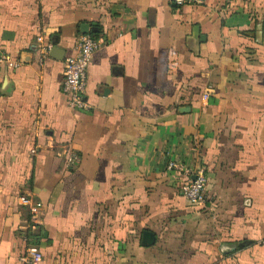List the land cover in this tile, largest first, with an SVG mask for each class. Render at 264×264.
<instances>
[{"label":"crops","instance_id":"0c3cea01","mask_svg":"<svg viewBox=\"0 0 264 264\" xmlns=\"http://www.w3.org/2000/svg\"><path fill=\"white\" fill-rule=\"evenodd\" d=\"M82 21L104 41L73 109ZM0 48V264H30L19 192L42 201L38 264H264V0H0ZM171 158L204 169L206 204Z\"/></svg>","mask_w":264,"mask_h":264},{"label":"built area","instance_id":"2783aa9c","mask_svg":"<svg viewBox=\"0 0 264 264\" xmlns=\"http://www.w3.org/2000/svg\"><path fill=\"white\" fill-rule=\"evenodd\" d=\"M174 3L201 2L202 0H169ZM41 41L38 47L39 63H43L53 46L51 40H44L41 35L37 36ZM104 39L97 33L79 32L72 50L64 55L63 59V77L61 90L67 95L68 104L73 109L88 107L84 96L86 85V69L92 57L93 52L99 47ZM8 53L0 48V65L9 63ZM13 66H18L20 61L13 60ZM65 164L67 167H74L80 160L78 151L69 145L63 148ZM167 167L173 171H183L184 178L180 183V192L182 196L192 204H206L211 198L206 191L207 175L203 168L185 167L183 163L175 158L167 161ZM17 200L21 205L27 208L28 218L24 226L23 237L26 239L25 251L21 259L30 264H38L42 258V250L38 242L33 240L29 231H34L42 221L43 205L39 197L34 193L19 192ZM264 243V237L261 239Z\"/></svg>","mask_w":264,"mask_h":264},{"label":"water","instance_id":"95a60500","mask_svg":"<svg viewBox=\"0 0 264 264\" xmlns=\"http://www.w3.org/2000/svg\"><path fill=\"white\" fill-rule=\"evenodd\" d=\"M79 29L81 32H89V31L95 32L98 29V27L95 25H91V23L88 21H82L79 25Z\"/></svg>","mask_w":264,"mask_h":264}]
</instances>
